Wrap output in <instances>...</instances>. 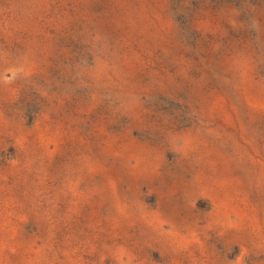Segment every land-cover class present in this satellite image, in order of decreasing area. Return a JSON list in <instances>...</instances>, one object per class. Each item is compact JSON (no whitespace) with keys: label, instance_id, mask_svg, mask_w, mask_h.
<instances>
[{"label":"rangeland","instance_id":"1","mask_svg":"<svg viewBox=\"0 0 264 264\" xmlns=\"http://www.w3.org/2000/svg\"><path fill=\"white\" fill-rule=\"evenodd\" d=\"M0 264H264V0H0Z\"/></svg>","mask_w":264,"mask_h":264}]
</instances>
